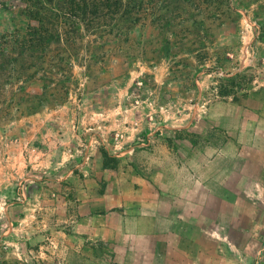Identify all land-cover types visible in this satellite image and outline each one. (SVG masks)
<instances>
[{
  "label": "rangeland",
  "instance_id": "obj_1",
  "mask_svg": "<svg viewBox=\"0 0 264 264\" xmlns=\"http://www.w3.org/2000/svg\"><path fill=\"white\" fill-rule=\"evenodd\" d=\"M96 1L0 7V264L137 187L133 258L264 264V0Z\"/></svg>",
  "mask_w": 264,
  "mask_h": 264
},
{
  "label": "crops",
  "instance_id": "obj_2",
  "mask_svg": "<svg viewBox=\"0 0 264 264\" xmlns=\"http://www.w3.org/2000/svg\"><path fill=\"white\" fill-rule=\"evenodd\" d=\"M134 191L137 193L135 197H130L128 191H121L122 193L109 197L104 193L101 199L105 202L104 204L103 202L102 204L99 203L97 207L92 206L91 202L83 197L77 198L80 204L82 202L88 203L89 211L70 213L74 221L73 227L76 224V228L71 230L72 233L64 235L71 240V243H65V245L60 243L55 257L45 251V256L42 258H18L15 262L17 264H110V261H106L103 255L95 258L96 249L98 251L99 246H101L96 242L103 244L111 241L110 239L114 237L118 240L116 242L118 245L114 249L123 255L117 260L118 264H203L199 260L185 258L138 259L132 257L134 252L138 256V238L149 240L153 238L157 233L155 224L158 223L155 211L151 212L150 216H144L142 212L143 202L138 199V187ZM147 218L148 220L144 221ZM144 222H148L150 225H144ZM103 246L102 250L105 249ZM64 248H66V253L62 256L60 252L63 253ZM154 248L155 244L152 242L147 248L139 247V249L151 251L152 256H154ZM32 251L33 249H29V252ZM69 251L75 252L81 258V262L68 257Z\"/></svg>",
  "mask_w": 264,
  "mask_h": 264
},
{
  "label": "trees",
  "instance_id": "obj_3",
  "mask_svg": "<svg viewBox=\"0 0 264 264\" xmlns=\"http://www.w3.org/2000/svg\"><path fill=\"white\" fill-rule=\"evenodd\" d=\"M22 1L24 3V8L23 11L26 13H29V15L36 14L38 11H33L32 7L35 6L40 0H18ZM108 0H97L96 2L93 3L95 6H102L105 4L104 2H107ZM4 0H0V7L4 5Z\"/></svg>",
  "mask_w": 264,
  "mask_h": 264
}]
</instances>
